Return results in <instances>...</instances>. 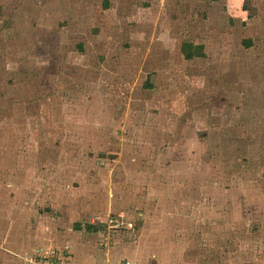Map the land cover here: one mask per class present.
I'll return each instance as SVG.
<instances>
[{
	"label": "rangeland",
	"instance_id": "1",
	"mask_svg": "<svg viewBox=\"0 0 264 264\" xmlns=\"http://www.w3.org/2000/svg\"><path fill=\"white\" fill-rule=\"evenodd\" d=\"M0 241L264 264V0H0Z\"/></svg>",
	"mask_w": 264,
	"mask_h": 264
},
{
	"label": "crops",
	"instance_id": "2",
	"mask_svg": "<svg viewBox=\"0 0 264 264\" xmlns=\"http://www.w3.org/2000/svg\"><path fill=\"white\" fill-rule=\"evenodd\" d=\"M14 201L15 200H7V204H10L11 206L9 207V206H6L7 207V209H6V212L5 213H3V217H5V218H9V217H13V209H14ZM10 223H12V220L10 221ZM15 231V232H14ZM13 231V229L10 227L9 229L7 228L6 229V232H5V235H4V238L6 239V240H9L10 238H12V237H14V236H16V233H17V236H20V237H23L24 235H23V233H24V230H20V231H16V230H14ZM24 238V237H23ZM0 243H1V241H0ZM7 245V244H6ZM8 246V245H7ZM2 247V245H0V248ZM8 251H11V250H8ZM31 251H32V253H31ZM30 252L28 251V252H26V253H22V254H19L18 255V257H19V259H20V261H22V257L24 256V255H31V254H36V253H42V252H47L46 251V249L45 248H38V249H32ZM83 264H91V263H89V262H84Z\"/></svg>",
	"mask_w": 264,
	"mask_h": 264
},
{
	"label": "built area",
	"instance_id": "3",
	"mask_svg": "<svg viewBox=\"0 0 264 264\" xmlns=\"http://www.w3.org/2000/svg\"><path fill=\"white\" fill-rule=\"evenodd\" d=\"M23 264H66L59 259H55L48 252L24 255L22 258ZM118 264H133L130 261H124Z\"/></svg>",
	"mask_w": 264,
	"mask_h": 264
},
{
	"label": "trees",
	"instance_id": "4",
	"mask_svg": "<svg viewBox=\"0 0 264 264\" xmlns=\"http://www.w3.org/2000/svg\"><path fill=\"white\" fill-rule=\"evenodd\" d=\"M185 55H187V57H190L191 56V52L187 51V54H185Z\"/></svg>",
	"mask_w": 264,
	"mask_h": 264
}]
</instances>
